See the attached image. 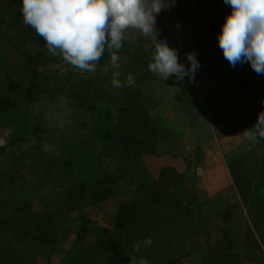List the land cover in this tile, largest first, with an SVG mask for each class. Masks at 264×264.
Returning a JSON list of instances; mask_svg holds the SVG:
<instances>
[{"label":"rangeland","instance_id":"rangeland-1","mask_svg":"<svg viewBox=\"0 0 264 264\" xmlns=\"http://www.w3.org/2000/svg\"><path fill=\"white\" fill-rule=\"evenodd\" d=\"M198 1L220 4L210 10L195 5V0H176L172 7L156 16L157 39H166L169 47L178 50L179 62L180 47L193 45L191 34L199 31L202 18L224 22L225 16L232 11L224 0ZM28 28H31L30 35L24 44L28 52L24 56L16 55L7 46L6 39L0 37V99L9 98L15 103L14 109L0 112L1 203L10 205L23 199L37 208L42 207L43 201L50 204L57 197L60 185L69 186L73 182L74 175L63 165L68 160L77 164L76 174L89 186L88 194L102 171L112 172L115 186L107 199L93 205L86 197L80 211L65 215L60 224L64 234L47 253L26 240L20 246L24 264H130L131 257L140 256H146L150 264L180 254L185 255L184 264H205L207 238L213 242L220 237L219 229L223 224L220 212L234 203L238 205L231 207L230 218L224 226L235 239L238 264H264V180L255 173L254 163L260 159L263 145L258 140L252 143L241 135L254 125L241 130L229 145L236 146L235 150L244 149L246 154L253 152V162L247 171L255 178L252 198L257 201L258 212L255 213L239 200L231 178L228 181L203 179L201 158L197 162L195 148H190L204 142L206 134L200 131L199 123L190 130L182 123L195 121L205 108L215 106L214 101L208 102L199 86H189L184 80L175 84L169 77L142 84L143 92L153 98L151 115H169L175 121L177 130L169 129L183 144L185 156L190 160V176L194 180L199 209L194 207L188 219L176 217L164 208L149 204L148 187L143 188L145 184L139 175L141 169L155 172L167 164L183 170L186 161L140 156L112 143L99 148L97 136L107 128L108 122L84 112L60 90L66 79L80 76L85 70L71 66L61 55H52L44 40L31 26ZM128 34L127 42L132 47L142 48L153 56L155 50L150 37L134 29H129ZM107 67V62L100 60L96 70ZM7 74L21 83L20 89H10L6 85ZM219 86H214L213 82L211 93L220 91ZM221 88L224 93L238 90L233 86ZM191 89L193 94H189ZM157 95L168 100L161 104L162 99ZM35 123L43 131L33 130ZM185 134L188 138L184 141L179 136ZM132 199L139 207L132 225L134 231L114 228L117 204ZM82 225L86 226V231ZM78 237L81 239L77 243ZM147 237L152 238L151 247L134 252V244Z\"/></svg>","mask_w":264,"mask_h":264},{"label":"trees","instance_id":"trees-1","mask_svg":"<svg viewBox=\"0 0 264 264\" xmlns=\"http://www.w3.org/2000/svg\"><path fill=\"white\" fill-rule=\"evenodd\" d=\"M194 3L210 10L220 4L217 1L198 0ZM21 8V0L0 2V37L6 39L7 46L16 55L24 56L28 52L24 44L31 28L25 24ZM223 23L213 18H202L199 31L191 34L201 65L195 76L205 74L213 79L214 86H233L238 90H245L260 113L264 111V75L254 72L247 62L232 67L224 58L217 40ZM118 54V79L123 84L122 88L113 87L111 83L116 70L111 67L110 53L106 50L100 59L107 62L106 69H97L95 72L85 70L80 76L66 79L60 90L78 108L108 122L107 128L97 136L99 148L112 143L140 156L166 158L174 162L186 161L183 170L174 164L162 165L155 172H149L147 168L141 169L139 179L145 184L143 188L148 187L147 199L150 205L164 208L176 217L188 219L194 207L199 209L194 180L190 176V160L185 156L183 144L173 137L171 130L151 115L153 98L146 95L141 87L146 82L159 79L148 69L152 56L142 48L132 47L127 41L122 42ZM5 82L10 89L18 90L21 87V83L9 74L5 75ZM14 108V101L5 97L0 99L1 113ZM33 130L43 131V128L35 123ZM257 140L263 145V153L257 162L254 161L257 167L255 173L264 180V140ZM252 154L253 152L226 160L225 165L239 200L255 213L258 212L257 201L252 200L255 178L247 171V167L253 162ZM199 159V147H196L195 160L199 162ZM63 165L74 175V179L69 186L60 185L57 197L50 204L43 201L42 207L37 208L23 199L10 205L1 203L0 199V264H24L20 246L26 240L47 253L64 234L60 224L65 215L80 211L86 197L95 205L113 194L115 178L110 170L102 171V176L88 194L89 186L76 174L77 164L68 160ZM237 205L234 203L220 212L223 223L219 229L220 237L213 242L207 238L203 255L205 264L239 263L235 239L224 226L230 218L231 207ZM138 213L136 200L119 202L113 220L114 228L133 232L132 225ZM81 228L86 231V226L82 225ZM80 239L76 238L77 243ZM184 261L185 255L180 254L150 264H184Z\"/></svg>","mask_w":264,"mask_h":264},{"label":"clouds","instance_id":"clouds-1","mask_svg":"<svg viewBox=\"0 0 264 264\" xmlns=\"http://www.w3.org/2000/svg\"><path fill=\"white\" fill-rule=\"evenodd\" d=\"M176 0H21L24 22L31 26L52 55H61L71 66L89 72L107 50L113 72L112 85L122 88L118 79L122 42L128 30H138L151 38L154 53L148 69L161 80L174 76L195 83L201 65L195 52L186 53L188 66L179 62L178 50L166 39H157L156 16ZM232 11L225 16L217 40L224 58L232 67L249 63L254 72L264 75V0H224ZM179 27V25H177ZM255 143L264 140V111L258 113L251 129L241 134ZM152 238L137 241L134 252L151 247ZM130 264H149L146 256L131 257Z\"/></svg>","mask_w":264,"mask_h":264},{"label":"crops","instance_id":"crops-1","mask_svg":"<svg viewBox=\"0 0 264 264\" xmlns=\"http://www.w3.org/2000/svg\"><path fill=\"white\" fill-rule=\"evenodd\" d=\"M188 52H195L196 54L195 48L192 44L180 47V63L184 64L185 67L188 66V61L186 59V53ZM196 58L198 60L197 56ZM171 79L175 84L183 82H177L174 76H172ZM183 80L189 86L190 84L194 87L199 86L207 101H214L215 103L214 107H211L210 109L205 108L201 114H198V118L195 121L190 120L187 123H182L184 127L189 130L199 123L198 127L200 128V131L203 134H206L204 142L200 144L196 143L192 146L191 144L189 145L191 146L190 148L199 147L201 176L203 179L228 181L230 175L225 165L226 160L246 154L244 149L240 150L241 148L239 147L235 150L236 146L231 148L229 144L231 141L235 140L236 135L241 130L256 123L258 111L253 106L252 100L245 90L224 93V90L219 86L220 91H214L215 94H213L211 93V89H214L212 87L214 81H212L213 79L211 77L206 76L205 74L195 76V83H190L187 77ZM182 89L180 88V90ZM193 93L194 91L191 89L189 94ZM157 97L162 99L161 104L168 100L163 95H157ZM170 101H173L172 98ZM208 102L204 105H207ZM193 108H195V105ZM153 117L164 126L177 130L174 127L175 121H173L169 115L166 116L160 114L153 115ZM189 130H187L188 133ZM179 137L184 141L188 138L186 137V134Z\"/></svg>","mask_w":264,"mask_h":264}]
</instances>
